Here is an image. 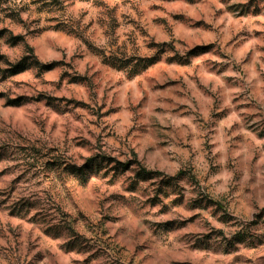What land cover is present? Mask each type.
I'll list each match as a JSON object with an SVG mask.
<instances>
[{
  "label": "rangeland",
  "instance_id": "374dc122",
  "mask_svg": "<svg viewBox=\"0 0 264 264\" xmlns=\"http://www.w3.org/2000/svg\"><path fill=\"white\" fill-rule=\"evenodd\" d=\"M0 264H264V0H0Z\"/></svg>",
  "mask_w": 264,
  "mask_h": 264
},
{
  "label": "trees",
  "instance_id": "16d2710c",
  "mask_svg": "<svg viewBox=\"0 0 264 264\" xmlns=\"http://www.w3.org/2000/svg\"><path fill=\"white\" fill-rule=\"evenodd\" d=\"M25 69V67H22V69H20V70H24Z\"/></svg>",
  "mask_w": 264,
  "mask_h": 264
}]
</instances>
